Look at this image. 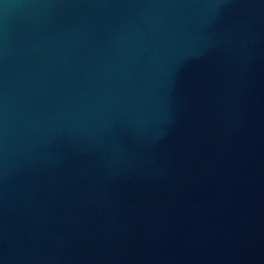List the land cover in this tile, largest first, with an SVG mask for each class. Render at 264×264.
Masks as SVG:
<instances>
[{
	"label": "water",
	"instance_id": "95a60500",
	"mask_svg": "<svg viewBox=\"0 0 264 264\" xmlns=\"http://www.w3.org/2000/svg\"><path fill=\"white\" fill-rule=\"evenodd\" d=\"M0 264H264V0H0Z\"/></svg>",
	"mask_w": 264,
	"mask_h": 264
}]
</instances>
